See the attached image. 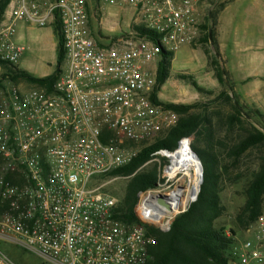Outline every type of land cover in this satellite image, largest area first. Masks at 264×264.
Instances as JSON below:
<instances>
[{
  "label": "built area",
  "instance_id": "1",
  "mask_svg": "<svg viewBox=\"0 0 264 264\" xmlns=\"http://www.w3.org/2000/svg\"><path fill=\"white\" fill-rule=\"evenodd\" d=\"M203 1L11 0L0 23V264H27L5 246L36 264L152 261L156 239L123 221L117 199L95 180L178 124L177 113L153 101V64L197 38ZM104 3L121 7L108 24ZM20 23L60 26L65 60L52 87L25 88L7 75L32 50L17 41ZM122 25L134 30L102 32ZM254 228L244 240L233 236L229 264H264V202Z\"/></svg>",
  "mask_w": 264,
  "mask_h": 264
},
{
  "label": "rangeland",
  "instance_id": "2",
  "mask_svg": "<svg viewBox=\"0 0 264 264\" xmlns=\"http://www.w3.org/2000/svg\"><path fill=\"white\" fill-rule=\"evenodd\" d=\"M257 1H203L199 8L201 14L200 34L190 44L182 47L174 54V57L170 60L169 78L161 86L158 93L159 101L165 105H199L189 113L200 116L202 121L197 133L191 137V143L198 152L203 153L207 157L219 177L218 190L220 204L225 208V213L216 220L215 227L217 230H223L231 235L233 232H236L235 237L238 240H244L250 234L249 231H254L255 229L254 224L247 227L240 224L237 221V216L246 203L249 184L255 173L260 169L264 156V147L258 146L253 148L240 157L233 155V152L248 137L253 131V128L264 131V47H262V54L256 52L254 61L256 63L262 60V63H259V65L256 64L258 68L262 66V85L258 84V86L254 85V87L250 88L248 87L250 81H258V79L245 81L247 79L246 71L244 72L242 69L240 70L234 67L236 63L231 59L230 55L221 52L217 44L218 40H216V30L218 17L224 8H259L258 5L253 4ZM102 6L105 15H108V20H106L105 24L111 22L112 18L116 19L115 14L120 13L118 7L110 6L107 3H104ZM262 8H264V0H262ZM214 17L216 22L213 20ZM121 21L123 22V19ZM262 26L264 27L263 15ZM46 29L50 30L48 39L44 37L40 38L37 45H34L33 50L29 51V54L25 55L19 63L21 70L27 71L36 77L50 74L57 66V38L51 27ZM116 29L108 28L102 32L106 36H115L118 34H128L134 30L132 27L125 26ZM96 32L97 36H102L99 28H96ZM212 32L214 39H212ZM217 55H219V58ZM159 62L153 64L156 74L159 68ZM219 68L222 72L224 69V82L218 79ZM2 72L0 70V76ZM20 85L25 88L29 87L26 82H22ZM225 92L232 98V103H234L233 98L238 101L243 110L241 116L235 113L229 101L221 97V94ZM260 92H262V99L258 97L261 95ZM178 116L180 119L188 115ZM167 133L161 134L156 141L163 140L167 136ZM155 142L151 144L142 143L136 146L137 156L144 148ZM163 151L161 150L155 153L151 160L138 170V172L146 173L156 171L160 181L156 189L139 194V202L135 208L140 220L138 224L146 223L155 225L161 230V226H165L166 222L158 221L157 223H150L145 220L143 222L141 218V216L143 217L142 211L140 215V205L143 199L151 192H161L164 195L166 192L175 188L176 181L170 180L165 176V169L170 162L169 159L161 154ZM132 177L110 176L106 174L95 180V184L101 188L102 192L117 199L118 212L124 205L127 188ZM200 182L199 169L198 177L196 178L198 186ZM185 186L188 187L189 183L186 182ZM188 208L189 206L186 209ZM174 218L171 219L170 226ZM5 247L21 262L36 264L34 257L30 254L22 253L13 246L9 248L7 246Z\"/></svg>",
  "mask_w": 264,
  "mask_h": 264
},
{
  "label": "trees",
  "instance_id": "3",
  "mask_svg": "<svg viewBox=\"0 0 264 264\" xmlns=\"http://www.w3.org/2000/svg\"><path fill=\"white\" fill-rule=\"evenodd\" d=\"M10 2L11 0H0V23ZM213 20L216 22L215 17ZM136 30L141 35L153 36L151 31L144 28H136ZM53 31L58 41L57 66L54 72L49 76L40 78L18 68H6L7 75H9L13 82H26L49 87L53 86L58 79L60 66L65 60L60 26L56 24ZM212 35V39H214L213 32ZM174 54L175 53L167 52L161 54L153 101L156 104L163 105L173 110L178 115L188 116L180 118L178 124L167 133V136L163 140H158L154 144L144 148L129 164L113 170L107 175L133 176L127 188L124 205L119 209V216L123 221L128 223H140L135 211L139 202V194L156 189L160 179L156 171L146 173L138 172V170L150 161L155 153L161 150L172 152L182 145L189 144L191 149L199 154L204 165V181L201 186V191L197 201H192L186 212L174 218L168 231H163L155 225L142 223L148 235L156 239V244L150 251L153 259L149 264H229L227 255L234 243L233 236L235 237L236 232H233L231 237L225 231L217 230L215 227L216 220L225 213V208L220 204L218 190L219 177L207 157L203 153L198 152L191 143V137L197 133L202 121L200 116L189 113L199 105H165L158 99L161 86L169 78L170 60L174 57ZM218 79L219 81H225L224 74L220 68L218 71ZM221 97L229 101L235 113L241 116V111L232 103V98L227 92L221 94ZM258 146L264 147V131L253 128V131L248 137L235 148L233 155L240 157L247 151ZM199 169L201 180V162ZM246 196V203L241 208L237 216V221L247 227L257 221L263 209L264 156L260 169L255 173L249 184Z\"/></svg>",
  "mask_w": 264,
  "mask_h": 264
},
{
  "label": "crops",
  "instance_id": "4",
  "mask_svg": "<svg viewBox=\"0 0 264 264\" xmlns=\"http://www.w3.org/2000/svg\"><path fill=\"white\" fill-rule=\"evenodd\" d=\"M253 4L258 5L259 8H224L218 17L216 30V40H218L217 44L221 52L230 55L231 59L236 63L234 67L240 70L242 69L244 72L246 71L245 74L247 75V79L245 81H249V79H258V81H260H250V84H248L250 88L254 87V85L258 86V84L262 85V66L260 68L256 66V64L259 65V63H262V60L256 63L254 61L256 52L262 54V47H264V27L262 26L264 8H262V0H258ZM127 18L130 19V16H127ZM125 22L126 20L123 19L122 23ZM108 28L117 30L116 28L119 27L105 26V29ZM49 31L50 30L37 29L25 23H20L17 41L30 46L33 50L34 45H37L40 38L44 37L48 39ZM57 47L58 41L56 45V54ZM53 72L54 71L42 77L49 76ZM260 93L261 95L258 97L262 99V92Z\"/></svg>",
  "mask_w": 264,
  "mask_h": 264
},
{
  "label": "bare ground",
  "instance_id": "5",
  "mask_svg": "<svg viewBox=\"0 0 264 264\" xmlns=\"http://www.w3.org/2000/svg\"><path fill=\"white\" fill-rule=\"evenodd\" d=\"M161 154L170 162L165 169V176L176 181L175 188L164 194L168 197L171 210L157 204V197L162 194L161 192H151L140 205V215L142 211L143 217L141 218L150 223L166 222L165 226H162L166 228L172 218L191 205L194 196L199 191L200 186L196 183V178L200 161L195 152L186 144L175 151H163ZM186 182L189 183L188 187L185 186Z\"/></svg>",
  "mask_w": 264,
  "mask_h": 264
},
{
  "label": "water",
  "instance_id": "6",
  "mask_svg": "<svg viewBox=\"0 0 264 264\" xmlns=\"http://www.w3.org/2000/svg\"><path fill=\"white\" fill-rule=\"evenodd\" d=\"M217 57L219 58V55H217ZM223 73H224V69H223ZM233 100H234L235 105L238 107V109H239L241 112H243V110H242L240 104L238 103V101H237L236 99H234V98H233ZM195 154H196V157L199 158V156H198V154H197L196 152H195ZM199 159H200V158H199ZM199 161L201 162V160H199ZM201 164H202V162H201ZM202 183H203V165H202V177H201V182H200V184L202 185ZM201 185H200V187H199V191H198V193L196 194V196H195L193 202L197 201V199H198V196H199V193H200V190H201ZM157 203H158V205L163 206V207H165V208L171 210L170 202H169L168 197H167L166 195L160 194V195L157 197ZM189 206H190V205H189ZM187 210H188V209H185V210H183V212H186ZM183 212H182V213H183ZM162 230H163V231H168L169 229H168L167 227H166V228H163V227H162Z\"/></svg>",
  "mask_w": 264,
  "mask_h": 264
}]
</instances>
